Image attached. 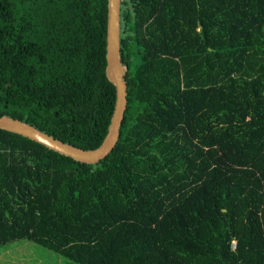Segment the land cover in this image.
Masks as SVG:
<instances>
[{"label": "trees", "instance_id": "1", "mask_svg": "<svg viewBox=\"0 0 264 264\" xmlns=\"http://www.w3.org/2000/svg\"><path fill=\"white\" fill-rule=\"evenodd\" d=\"M106 21L107 0H0V116L97 148L115 104ZM120 56L127 106L103 160L0 130V248L264 264V0H123Z\"/></svg>", "mask_w": 264, "mask_h": 264}, {"label": "water", "instance_id": "2", "mask_svg": "<svg viewBox=\"0 0 264 264\" xmlns=\"http://www.w3.org/2000/svg\"><path fill=\"white\" fill-rule=\"evenodd\" d=\"M123 0H107L105 76L115 88V104L107 133L101 144L92 150H83L64 143L35 127L13 119L0 116V130L19 135L74 161L93 165L103 160L114 149L119 136L127 106V85L125 76L127 66L120 56V12Z\"/></svg>", "mask_w": 264, "mask_h": 264}, {"label": "rangeland", "instance_id": "3", "mask_svg": "<svg viewBox=\"0 0 264 264\" xmlns=\"http://www.w3.org/2000/svg\"><path fill=\"white\" fill-rule=\"evenodd\" d=\"M20 244H25V245L22 246L21 247L22 249H20V250L15 249V247H20V246H17ZM19 256L20 257L32 256V259L27 258V260L30 262V261H33L35 259V260H38L39 264H42V263L46 264L45 260L51 259L52 257H53L52 259H60L61 264H73V263H71L67 260H64L63 258L53 254L52 252H49L48 250H45L42 247L31 243V242H16V243H13L11 245H6V246L0 248V258H1L0 264H7L9 262V259H11V258L13 259L15 257H17L15 259L20 260ZM3 257L7 258L8 260L3 258ZM34 263L35 262H33V264ZM27 264H31V263H27Z\"/></svg>", "mask_w": 264, "mask_h": 264}, {"label": "crops", "instance_id": "4", "mask_svg": "<svg viewBox=\"0 0 264 264\" xmlns=\"http://www.w3.org/2000/svg\"><path fill=\"white\" fill-rule=\"evenodd\" d=\"M11 245V244H10ZM25 244H20V245H17V246H20V247H15V249H18V250H20V249H22L21 247L22 246H24ZM20 257V256H19ZM3 258H5V257H3ZM15 258H17V257H15ZM15 258H11V259H9V262L7 263V264H27V263H31V264H33V262H35L34 264H39L38 263V260H33V261H28L27 260V258H29V259H32V256H23V257H20V260H17V259H15ZM53 258V257H52ZM47 259V260H45L46 261V264H61V262H60V259ZM1 259V258H0ZM5 259H7V258H5ZM8 260V259H7ZM64 260H66V259H64ZM68 261V260H67ZM27 262V263H26ZM44 262V261H43ZM70 262V261H69ZM43 264V263H42Z\"/></svg>", "mask_w": 264, "mask_h": 264}, {"label": "built area", "instance_id": "5", "mask_svg": "<svg viewBox=\"0 0 264 264\" xmlns=\"http://www.w3.org/2000/svg\"><path fill=\"white\" fill-rule=\"evenodd\" d=\"M234 244H235V243H234V242H232V249L234 248Z\"/></svg>", "mask_w": 264, "mask_h": 264}]
</instances>
